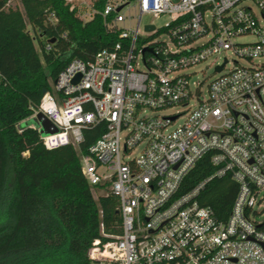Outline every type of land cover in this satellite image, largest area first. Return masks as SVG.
Here are the masks:
<instances>
[{
    "label": "built area",
    "instance_id": "obj_1",
    "mask_svg": "<svg viewBox=\"0 0 264 264\" xmlns=\"http://www.w3.org/2000/svg\"><path fill=\"white\" fill-rule=\"evenodd\" d=\"M67 1L83 22L99 14L118 40L72 58L26 119L42 113L56 127L29 125L47 149H79L102 124L81 172L96 197L118 198L120 233L100 223L108 239L92 241L90 264H264V0ZM228 51L208 83L191 81L189 68ZM204 157L212 173L183 190ZM222 176L238 186L225 219L196 200Z\"/></svg>",
    "mask_w": 264,
    "mask_h": 264
},
{
    "label": "trees",
    "instance_id": "obj_2",
    "mask_svg": "<svg viewBox=\"0 0 264 264\" xmlns=\"http://www.w3.org/2000/svg\"><path fill=\"white\" fill-rule=\"evenodd\" d=\"M18 1L13 6L0 0V264H90L92 241L108 239L100 223L105 233H120L118 198H95L81 172L80 153L101 134L102 124L84 131L79 149H47L38 131L21 123L72 58L88 61L118 35L99 14L83 22L67 0ZM212 171L202 158L185 176L183 190ZM237 188L229 177H215L196 200L225 219Z\"/></svg>",
    "mask_w": 264,
    "mask_h": 264
},
{
    "label": "rangeland",
    "instance_id": "obj_3",
    "mask_svg": "<svg viewBox=\"0 0 264 264\" xmlns=\"http://www.w3.org/2000/svg\"><path fill=\"white\" fill-rule=\"evenodd\" d=\"M9 2L11 5L15 6L18 4L19 1L18 0H9ZM168 20H169V18L167 16H161L160 18L145 16L143 18V21H145V22L152 21L156 26H161V25L165 24ZM250 39H251L250 37H242L239 39V41H247ZM35 46L39 50V47H38V44L36 41H35ZM225 56H227L230 59V61L233 58V55L229 51L225 52V53L223 52V53H220L219 55L212 56V57L208 58L207 60H204L203 62L189 68L187 70V72L193 73L192 77H191V81L196 82L199 80H205V83H208L215 76L214 65L217 62H221ZM227 66L230 67L231 64L229 63ZM180 109H181V107L177 106L175 108L165 110L164 112L169 113V112H173V111L180 110ZM23 121H24L25 125H27V124H38L37 118L35 116L28 118V119H25ZM92 192H93L94 197L96 198L98 191L92 190ZM263 204H264V202H263Z\"/></svg>",
    "mask_w": 264,
    "mask_h": 264
},
{
    "label": "water",
    "instance_id": "obj_4",
    "mask_svg": "<svg viewBox=\"0 0 264 264\" xmlns=\"http://www.w3.org/2000/svg\"><path fill=\"white\" fill-rule=\"evenodd\" d=\"M152 26H148V29H151ZM37 121L41 124L40 133L41 135H46L48 133L55 132L57 129L56 127L42 114H37ZM22 126H28L30 124L25 125L24 121L21 123Z\"/></svg>",
    "mask_w": 264,
    "mask_h": 264
}]
</instances>
